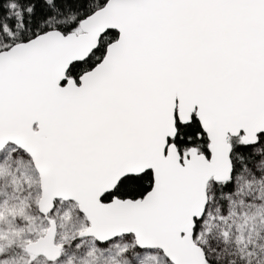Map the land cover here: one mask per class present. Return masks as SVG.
<instances>
[{
  "label": "snow or ice",
  "instance_id": "obj_1",
  "mask_svg": "<svg viewBox=\"0 0 264 264\" xmlns=\"http://www.w3.org/2000/svg\"><path fill=\"white\" fill-rule=\"evenodd\" d=\"M0 264H264V0H0Z\"/></svg>",
  "mask_w": 264,
  "mask_h": 264
}]
</instances>
